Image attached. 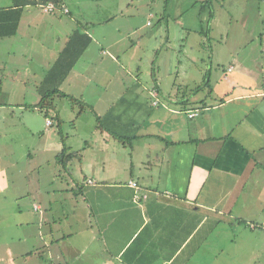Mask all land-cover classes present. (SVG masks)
<instances>
[{"label": "crops", "instance_id": "1", "mask_svg": "<svg viewBox=\"0 0 264 264\" xmlns=\"http://www.w3.org/2000/svg\"><path fill=\"white\" fill-rule=\"evenodd\" d=\"M11 5L12 0L2 7ZM29 6L22 12L16 34L0 41L11 39V47L17 48L13 42L20 36L24 19L28 28H33L31 36L45 41L48 24ZM59 6L67 9H58L59 13L71 14L63 45L48 56L36 57L29 48L4 51L11 61L0 63L2 79L9 82V77L17 81L20 76H32L39 94V84L80 23L92 42L77 63L88 58L85 69L96 70L104 53L118 58L114 55L117 52L111 54L103 47L104 41L110 47L115 40L110 41L102 31L96 34L98 26L112 23L111 12L101 13L99 18L91 16L84 24L74 0H64ZM129 7L127 4L121 10L127 23L132 16ZM90 25L95 27L93 32ZM54 36L61 41L62 30H56ZM232 57L235 66L231 63L220 72L210 73L204 91L180 93L184 80H175L166 94L161 81L154 79L149 98L134 92L126 99V109L116 112L112 101L102 108V115L97 111L96 117L105 116L101 128L96 127L99 135L94 138V147L98 153H80L87 149L85 146L76 151L81 157L80 169L86 171L82 172L87 184L84 190L78 189L68 175V163H58L60 169L52 179L57 184L54 188L51 185L46 201L33 203L32 209H3L0 204V264H214L220 255L216 250L210 259L212 232L217 229L214 234L220 231L230 238L231 233L243 235L241 228L244 231L246 225L255 235L251 261L264 264V216L259 211L264 209V64L258 57H251L250 64ZM74 67L60 87L72 97L65 86ZM138 85L141 82L137 81ZM85 87L82 91L90 93L88 85ZM128 107L135 111L128 113ZM37 109L48 116V111ZM195 111L197 115L190 117ZM121 123V132L129 137L125 143L107 130ZM120 148L130 149L127 163L131 166L129 173L124 168L121 177L113 164L117 166L118 158H123ZM61 149L58 143L55 156ZM130 181L138 185L137 192L142 195L139 201L134 200L136 189ZM9 185L0 158V195ZM230 242L235 243L233 239ZM204 252L206 256L200 257ZM237 252L239 256L240 245Z\"/></svg>", "mask_w": 264, "mask_h": 264}, {"label": "rangeland", "instance_id": "2", "mask_svg": "<svg viewBox=\"0 0 264 264\" xmlns=\"http://www.w3.org/2000/svg\"><path fill=\"white\" fill-rule=\"evenodd\" d=\"M208 1L205 6L207 0H74L81 11L78 18L84 24L91 16L99 18L101 13L111 12L112 23L98 26L96 34L102 31L107 33L110 41L115 40L111 48L105 41L103 47L111 54L117 52L114 55L118 58L111 59L104 53L96 70L85 69L90 62L83 58L74 67L65 86L75 97H53L54 108L48 110V116L36 108L40 95L32 76H20L17 81L9 77L8 82L2 79L3 70L0 71V158L10 179L9 187L0 195L3 209H25L23 206L32 209L33 203L45 200L48 191H52L51 185L54 188L57 184L52 179L60 169L54 152L58 143L68 147L69 152L80 151L85 146L87 149L80 153L96 155L94 138L99 135L96 127L101 128L99 124L105 121V116L100 121L95 113L98 111L102 115V108L110 106L112 101L118 112L127 108L126 99L134 92L149 98L148 89L153 87L154 79L161 81L166 94L175 80L177 83L184 80L183 86H179L180 93L190 95L197 89L204 91L210 73L220 72L231 63L235 66L232 56L241 63L248 61L247 64H250L251 57H258L264 64V0ZM10 3L11 0H0V7ZM127 4L132 15L128 23L125 13L121 14L122 7ZM28 9L46 20L45 41L31 36L33 28L29 29L24 19L14 45L21 52L26 48L35 51L36 57L54 54L65 41L71 14L64 15L58 10L44 13L39 5H30ZM59 29L62 30V39L58 42L54 32ZM94 29L89 26L92 32ZM133 29L137 30L136 33L129 35ZM11 41H0L2 64L11 61L4 51L17 49L11 47ZM21 62L22 66L26 63L23 58ZM6 71L4 73L8 74ZM137 81L141 85L136 86ZM87 85L90 93L81 89ZM78 92H82L83 97ZM132 111L135 108L128 107V113ZM47 117L52 126L45 125ZM119 152H124L123 158H118L117 166L113 164L121 177L125 167L130 172L131 166L127 163L130 149L123 151L120 148ZM80 159V155L73 157L66 169L78 189L84 190L82 187L87 184L82 172L86 171L80 169ZM21 192L23 199L19 203L16 199L20 198L18 194ZM259 211L264 216V209ZM243 227V235L231 233L230 238L229 234L224 237L220 231L214 234L217 229L210 231L213 234L212 242L208 243L210 259L216 250L220 255V260L214 264H255L251 261L255 235L247 225ZM230 239L235 243L232 244ZM206 254L200 253V257Z\"/></svg>", "mask_w": 264, "mask_h": 264}, {"label": "trees", "instance_id": "3", "mask_svg": "<svg viewBox=\"0 0 264 264\" xmlns=\"http://www.w3.org/2000/svg\"><path fill=\"white\" fill-rule=\"evenodd\" d=\"M63 1L64 0H12V5L10 7L0 8V39L11 37L16 34L22 12L26 6L47 4L49 2L59 6ZM208 2L209 1L207 0L205 6ZM91 42L92 38L85 31V27L80 23V28L70 35L64 48L48 70L42 82L39 84L38 92L40 94V102L37 105V108L47 112L54 108L53 97H72L63 93L60 87ZM56 116L58 118V115ZM97 118L101 121V117L97 116ZM121 124L123 125L119 124V127L116 129L107 130L116 139L125 143L129 140V137L121 132L122 128H120V126H124V123ZM76 156H79L76 151L69 152L68 147L64 146L57 153L56 158L62 165L66 166L67 163Z\"/></svg>", "mask_w": 264, "mask_h": 264}, {"label": "built area", "instance_id": "4", "mask_svg": "<svg viewBox=\"0 0 264 264\" xmlns=\"http://www.w3.org/2000/svg\"><path fill=\"white\" fill-rule=\"evenodd\" d=\"M40 7L42 8L43 11L45 12H53V11H56L58 9H61L63 10L64 12H67V9L65 7H61V6H58V5H55L54 3L52 2H49L47 4H41ZM194 115H197V111L195 112H190L189 113V116L192 117ZM46 123L47 125H50L52 123V121L50 119H46ZM130 186L134 187L136 189V192H135V195H134V200L136 201H139L140 198L142 197V195H140L137 190H138V185L135 181H130L129 182ZM145 197V195L143 196Z\"/></svg>", "mask_w": 264, "mask_h": 264}]
</instances>
